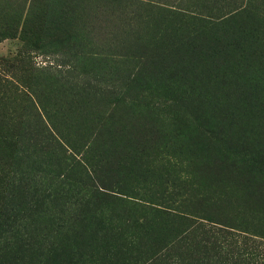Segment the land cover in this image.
Segmentation results:
<instances>
[{
  "label": "rangeland",
  "instance_id": "rangeland-1",
  "mask_svg": "<svg viewBox=\"0 0 264 264\" xmlns=\"http://www.w3.org/2000/svg\"><path fill=\"white\" fill-rule=\"evenodd\" d=\"M0 211V264H264V0H0Z\"/></svg>",
  "mask_w": 264,
  "mask_h": 264
},
{
  "label": "trees",
  "instance_id": "trees-1",
  "mask_svg": "<svg viewBox=\"0 0 264 264\" xmlns=\"http://www.w3.org/2000/svg\"><path fill=\"white\" fill-rule=\"evenodd\" d=\"M60 144V143H59ZM0 214H1V211H0Z\"/></svg>",
  "mask_w": 264,
  "mask_h": 264
}]
</instances>
